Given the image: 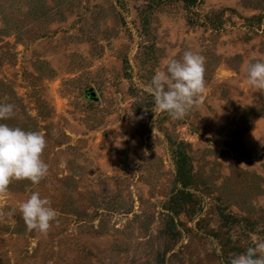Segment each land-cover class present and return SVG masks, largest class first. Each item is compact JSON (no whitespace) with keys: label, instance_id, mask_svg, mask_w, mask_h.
<instances>
[{"label":"rangeland","instance_id":"374dc122","mask_svg":"<svg viewBox=\"0 0 264 264\" xmlns=\"http://www.w3.org/2000/svg\"><path fill=\"white\" fill-rule=\"evenodd\" d=\"M185 51L205 91L173 119L146 87ZM255 61L264 0H0V123L42 133L48 165L0 195V264H230L264 241ZM32 192L47 235L19 211Z\"/></svg>","mask_w":264,"mask_h":264},{"label":"clouds","instance_id":"9594fccd","mask_svg":"<svg viewBox=\"0 0 264 264\" xmlns=\"http://www.w3.org/2000/svg\"><path fill=\"white\" fill-rule=\"evenodd\" d=\"M246 83L255 90H264V61L249 62L245 66ZM205 58L192 51H185L182 58L167 61L163 71H156L146 91L153 97L156 109L173 119H182L205 91ZM15 106L0 102V120L14 114ZM46 147L44 135L24 131L0 123V195L6 194L13 179H26L38 184L48 173V165L41 155ZM19 211L29 231L47 235L57 211L47 198L32 192L20 204ZM230 264H264V241L236 254Z\"/></svg>","mask_w":264,"mask_h":264},{"label":"water","instance_id":"95a60500","mask_svg":"<svg viewBox=\"0 0 264 264\" xmlns=\"http://www.w3.org/2000/svg\"><path fill=\"white\" fill-rule=\"evenodd\" d=\"M87 95H88V96H91V97H96V93H95L94 90H90V91H88V92H87Z\"/></svg>","mask_w":264,"mask_h":264}]
</instances>
